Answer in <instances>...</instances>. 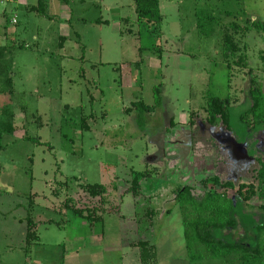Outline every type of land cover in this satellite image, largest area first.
<instances>
[{"label":"rangeland","instance_id":"obj_1","mask_svg":"<svg viewBox=\"0 0 264 264\" xmlns=\"http://www.w3.org/2000/svg\"><path fill=\"white\" fill-rule=\"evenodd\" d=\"M40 1L0 0V130L16 129L2 137L0 264H56L73 239L87 237L90 223L67 204L99 215L114 209L105 227L121 237L122 252L94 264H141L139 241L155 244L157 264H192L176 188L214 190L200 182L215 174L258 185L245 154L264 148V133L250 134L244 115L252 79L264 82V32L248 24H264V0H160L158 30L141 25L134 0H43L51 18L32 10ZM226 33L246 52V67L230 71L223 61ZM210 97L229 98L230 130L207 126ZM138 102L151 112L141 116ZM209 156L218 168L203 174ZM146 171L140 192L128 193ZM85 185L106 186L104 203ZM258 194L252 204L264 206ZM29 215L41 243L27 253Z\"/></svg>","mask_w":264,"mask_h":264},{"label":"trees","instance_id":"obj_2","mask_svg":"<svg viewBox=\"0 0 264 264\" xmlns=\"http://www.w3.org/2000/svg\"><path fill=\"white\" fill-rule=\"evenodd\" d=\"M242 1V0H238ZM68 3V0H62ZM135 10L141 25L154 26L160 29L163 15L160 0H134ZM38 7L32 8L40 15L48 17L49 4L41 0ZM48 18H51L50 16ZM248 24L256 30L264 32V24L248 20ZM237 26V25H236ZM249 30V29H248ZM6 48H0V60L5 55ZM223 61L229 70L232 66H247L246 52L241 49L230 34L224 37L222 51ZM264 63V56L262 58ZM161 88L155 89V106H162ZM250 108L244 116L250 118L248 128L264 130V82L252 79L249 89ZM139 110L141 116L149 114L152 108L143 102L133 106ZM207 123L210 126L224 124L231 128L232 115L229 98L210 97L207 103ZM244 118V117H243ZM91 117L82 120L83 130L91 129L88 124ZM16 129L13 123L4 125L0 130V159L5 150L2 137L5 134H14ZM29 139V138H28ZM257 180L259 187L254 184L239 186L232 181H223L219 177L203 179L200 184L205 190L212 186L215 189L200 191L196 186H181L175 190L176 202L179 207L186 241V251L192 264H264V206L256 207L252 204L254 197L258 196V190L264 192V163H261ZM3 168L0 162V178ZM151 177V171L135 173L132 185L128 193L137 195L141 188V181ZM68 187L67 184H64ZM84 190L93 198H101L104 203L108 188L104 185H85ZM238 190V195L230 198L226 193H219L217 189ZM258 189V190H257ZM60 197V194H56ZM68 202H72L69 199ZM31 208V207H30ZM67 211H72L78 217L88 221L91 227L103 223L104 215L110 214L114 209L107 211L102 209L103 215H99L97 208L78 210L67 204ZM156 212L149 210L148 216L151 225ZM52 224V222H49ZM38 223L29 215L26 227V252L29 253L32 246L39 245L41 239L37 233ZM242 230L241 234H237ZM133 247L139 251L141 264H157V250L155 244L150 241L136 242Z\"/></svg>","mask_w":264,"mask_h":264},{"label":"crops","instance_id":"obj_3","mask_svg":"<svg viewBox=\"0 0 264 264\" xmlns=\"http://www.w3.org/2000/svg\"><path fill=\"white\" fill-rule=\"evenodd\" d=\"M106 217L107 215L104 216L103 223L97 224L98 226H94L89 229L90 232L87 235V237L86 236L77 237L73 239L71 241V245L69 246V248L64 250L60 259L57 260L55 263L56 264H85V262H89V264H94L92 261V258H95V257L101 258V256L104 255V253L105 254L114 253L115 257L120 256L122 252L121 250L122 239L120 236L118 237L117 235L115 236L112 235L111 234L112 232L110 230L108 232L106 231L105 225L108 222ZM100 225H102L100 229L101 232L96 234L98 227ZM115 231L116 232L114 233H117V232L119 233L117 229Z\"/></svg>","mask_w":264,"mask_h":264},{"label":"flooded vegetation","instance_id":"obj_4","mask_svg":"<svg viewBox=\"0 0 264 264\" xmlns=\"http://www.w3.org/2000/svg\"><path fill=\"white\" fill-rule=\"evenodd\" d=\"M206 124H207V126H209V128H211L212 130H217L218 129V127L220 126V127H225V128H228V126H226V125H224V124H220V125H217V126H210V125H208V123H207V121H206ZM221 125H223V126H221ZM229 130H230V128H228ZM247 129H248V132L250 133V134H253V135H255V134H258L259 132H263L264 133V130L263 129H260V130H255V129H253L251 126L248 128L247 127ZM252 137V136H251ZM254 137V136H253ZM191 143L193 144V138H192V140H191ZM253 146V145H252ZM262 150L261 151H259V149H258V152L255 154V156H253L252 154H248V153H246L245 154V159H246V161H249L250 163L252 162V164H251V166H250V175L248 176V177H250L251 176V180H252V177L253 176H255V179L258 177V174H259V171H260V169H261V163H264V148H261ZM251 158V159H249V158ZM199 160V159H198ZM209 160H210V162H211V170H204V172H203V174L205 173V171H207V172H209V171H211V172H216L217 171V168H218V166H217V159H215L214 160V158L213 157H211V156H209ZM196 161H197V159H196ZM198 172V171H197ZM212 178V177H219L221 180H223L220 176H218V175H216L215 174V176H212V177H210V176H207V175H204V179H206V178ZM253 179H254V177H253ZM203 180V179H202ZM223 181H226V180H223ZM231 181V180H230ZM232 182H234V183H236L237 184V182L238 183H240L239 185H238V190H239V186H242V185H246V186H249V185H252L253 184V181H252V183H248V182H245L244 181V179H241V180H234V181H232ZM257 183H258V185H255L256 186V188H258L259 187V181L257 180ZM185 186H190V185H185ZM238 190H231V191H236V193H235V196L234 197H236L237 195H238ZM258 190V189H257ZM234 197H230V198H234ZM253 201V200H252ZM261 206H263V205H261ZM261 206H259V207H261Z\"/></svg>","mask_w":264,"mask_h":264},{"label":"built area","instance_id":"obj_5","mask_svg":"<svg viewBox=\"0 0 264 264\" xmlns=\"http://www.w3.org/2000/svg\"><path fill=\"white\" fill-rule=\"evenodd\" d=\"M10 1H14V0H10ZM12 23H13L14 25L18 24V20H17L16 18H14L13 21H12Z\"/></svg>","mask_w":264,"mask_h":264}]
</instances>
